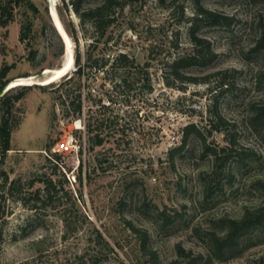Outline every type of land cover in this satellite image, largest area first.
<instances>
[{
  "label": "rangeland",
  "instance_id": "obj_1",
  "mask_svg": "<svg viewBox=\"0 0 264 264\" xmlns=\"http://www.w3.org/2000/svg\"><path fill=\"white\" fill-rule=\"evenodd\" d=\"M28 1L33 7L24 3ZM19 2L12 4L13 20L0 25V68L9 66L7 88L19 86L10 94L23 84L32 86L15 103L19 123L3 167L10 178L27 181L48 175L57 154L68 181L59 171L53 175L64 194L61 203L41 212L34 225L26 224L32 211L8 198L0 217V264H193L195 257L194 264H264V230L243 237L240 252L232 257L209 258L207 249L212 232H225L224 219L240 220L264 210V118L255 115L264 107V50L253 49L264 34V0H128L113 5L107 33L101 36L87 23L77 42L70 38L73 62L65 76L76 68L77 50L98 64L123 52L138 67L92 65L81 77L83 82L87 76L85 85L67 89L65 103L56 88L64 76L45 83L35 76L60 66L65 54L48 0ZM101 2L84 0L82 7ZM54 5L61 9V0ZM200 7L225 19L191 26ZM69 17L77 24L71 10ZM25 20L32 22L29 45L19 41ZM191 31L209 43L215 57L184 70L196 81L174 80L167 64L191 52ZM145 71L149 88L140 81ZM114 72L125 81L114 86L104 77ZM28 77L36 79L15 82ZM90 94L105 104L109 96L114 100L105 111L116 118L103 126L101 145H92L84 126L98 107ZM191 123L196 132L184 148L169 152ZM69 135L76 139V151L60 147ZM95 229L113 249L107 256L91 241Z\"/></svg>",
  "mask_w": 264,
  "mask_h": 264
},
{
  "label": "trees",
  "instance_id": "obj_2",
  "mask_svg": "<svg viewBox=\"0 0 264 264\" xmlns=\"http://www.w3.org/2000/svg\"><path fill=\"white\" fill-rule=\"evenodd\" d=\"M128 0H102L100 4H97L92 7H82L84 0H61L62 10L58 8L56 10L58 17L67 32L68 36L72 38L75 42L78 40V33L83 34L85 32V26L87 23L93 28L96 33L99 35H104L107 33L108 27L113 23L114 18L109 13V10L112 9L113 5H119L122 2H127ZM21 4L23 2H12V0H7L6 2H0V25L6 26L10 21L13 20L14 14L12 12V4ZM28 6L33 7L31 2H24ZM70 10L78 18L77 24L69 17ZM225 19L223 15L219 13H214L208 9L200 7L195 16L191 19V26L196 25L198 22L203 20H210L214 24L221 23ZM32 22L30 20H25L20 27L19 32V41L25 42L26 45L30 44L29 33L31 30ZM53 32L56 33L55 29L51 26ZM57 36L59 35L56 33ZM60 36V35H59ZM106 40L111 39L110 36H106ZM191 41L192 49L189 53L178 54L167 64V68L172 75L174 80H179L183 82L196 81L195 78L185 74L184 70L188 69L193 65H205L212 61L215 57L214 52L212 51L209 43L195 35L194 31H191ZM254 50H264V34L261 35L259 40L256 42ZM111 60V61H110ZM98 59H91L89 53L80 50H77L75 55V66L76 68L68 76H64L60 84L57 85L59 92V97L65 103L67 98H69L68 90L74 84L80 89L81 85H85L87 76L84 77L83 82L81 77L86 73V68L96 65L98 69H103L108 63L112 69L115 66L121 65L124 67L132 68L138 67V64L135 63L133 58H130L126 53L116 52L112 56L107 55L106 58H101L100 63H97ZM95 63V64H94ZM116 68V67H115ZM9 70V66L4 64L0 68V91L8 83V79H5V76ZM118 70V69H117ZM142 78L140 81L148 85L149 76L147 71L141 72ZM104 77L110 80L114 86L121 84L125 81V78L121 76L118 72H114L111 76L106 74ZM168 85H172L168 80H166ZM69 84V86H67ZM32 85L23 84L20 86V91L16 94H10L9 90L12 88L19 87L18 85L9 87L3 95L0 97V217L3 215V207L9 197H12L13 200L18 201L21 205L25 206L32 211L30 216L27 218V225H34L39 223L38 221L42 218V213L48 207H56L61 203V197L64 194H59V180L54 178L53 175L59 171L63 181L67 182L68 179L59 167H63L59 164V156L55 155L54 162L51 165V172L46 175L41 173L40 175H35L29 178L27 181H23L21 177L10 178L8 172L4 169L3 165L5 158L9 150L12 149L11 146V135L13 129L18 125L19 118L16 115V106L15 103L23 97L26 90L29 89ZM65 86L67 88H65ZM77 103L75 105V112L79 115L82 112V101L80 91L76 94ZM89 99L93 104L97 105V110H95L94 115H90L87 121H85L84 126L86 132L89 135L92 145H101L105 140V135H102V128L110 122L113 121L116 116L106 114L107 109L110 108V105L114 103V100L109 96L106 100L107 103H102L101 96L92 98L91 94ZM69 103L72 104L71 101ZM68 103V104H69ZM104 110V111H103ZM256 118H264V107L259 108L255 113ZM196 132V127L194 124H188L183 127L182 138L180 144L172 147L169 152H180L186 142L187 137L191 132ZM215 155L214 151L211 150ZM60 165V166H58ZM79 170L81 171L82 164L78 165ZM78 180L81 183V176L78 175ZM36 182H39L40 186H34ZM34 187V188H33ZM264 188V185H263ZM67 193V192H66ZM65 193V194H66ZM70 196V194H68ZM73 205H75L76 199L72 196ZM264 209V208H263ZM77 211V209H76ZM223 228L225 232L219 234L217 232H212L209 238L208 246V256L209 258L215 259H226L232 257L240 252V242L243 237L248 235L252 230H264V210L260 211L256 216L252 215L250 217H244L240 220L237 219H224ZM143 237V236H142ZM145 241V237L143 238ZM94 243H98L101 247V251L104 250L105 256L108 255L110 251H113L112 247L108 241L103 237V235L95 229L94 237L91 240ZM84 254L80 255L83 258ZM92 257V256H90ZM197 257L192 259V262H196ZM193 263V264H194Z\"/></svg>",
  "mask_w": 264,
  "mask_h": 264
},
{
  "label": "bare ground",
  "instance_id": "obj_3",
  "mask_svg": "<svg viewBox=\"0 0 264 264\" xmlns=\"http://www.w3.org/2000/svg\"><path fill=\"white\" fill-rule=\"evenodd\" d=\"M52 1L56 2V0H52ZM51 10H53V7L51 8ZM52 16H53V19H52L53 25L55 26V28L57 27L59 29V31L61 32V34L63 35V38H64L63 42L65 44V54H64L63 62H61L62 64L60 66H58L56 68H46L43 71L44 75L42 77H40V78H37V79H39V82H44V83L47 82V81L56 79L59 76H61L64 68H66L67 66H71V64L73 62L72 48H71V39L68 36L67 32L65 31V29H64L60 19L57 17V15L54 13V14H52ZM29 79H36V78L28 77V78L16 79L15 82H19V83L23 82V83H25L24 81H27ZM78 123L79 122L76 123L77 126H79Z\"/></svg>",
  "mask_w": 264,
  "mask_h": 264
},
{
  "label": "water",
  "instance_id": "obj_4",
  "mask_svg": "<svg viewBox=\"0 0 264 264\" xmlns=\"http://www.w3.org/2000/svg\"><path fill=\"white\" fill-rule=\"evenodd\" d=\"M48 3H49V13H50V16L52 17V19H53V16H52V11H51V8L53 7V11H55L56 12V8H55V5H54V1H52V0H48ZM57 13V12H56ZM56 29H57V31H58V33H59V35H60V37L62 38V40L64 41V38H63V35L61 34V32L59 31V29L56 27ZM43 71H44V69L41 71V72H39V73H37V74H35V76L37 77V78H40V77H42L44 74H43ZM68 72H69V66H67L66 68H64V70H63V72H62V76H65L66 74H68ZM61 76V77H62ZM32 84H40V83H38V82H33ZM9 85V84H8ZM7 85V86H8ZM41 85H43V84H41ZM8 88L5 86L1 91H0V97L3 95V93L7 90Z\"/></svg>",
  "mask_w": 264,
  "mask_h": 264
},
{
  "label": "built area",
  "instance_id": "obj_5",
  "mask_svg": "<svg viewBox=\"0 0 264 264\" xmlns=\"http://www.w3.org/2000/svg\"><path fill=\"white\" fill-rule=\"evenodd\" d=\"M76 139L73 135H69L63 143L60 144L62 150L65 151H76Z\"/></svg>",
  "mask_w": 264,
  "mask_h": 264
}]
</instances>
